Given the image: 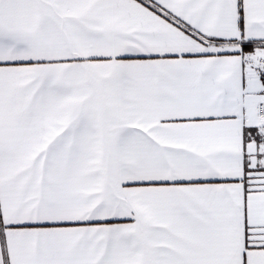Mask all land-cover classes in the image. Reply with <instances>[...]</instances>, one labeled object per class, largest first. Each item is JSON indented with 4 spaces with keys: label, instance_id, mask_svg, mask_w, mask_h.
Returning <instances> with one entry per match:
<instances>
[{
    "label": "snow or ice",
    "instance_id": "1",
    "mask_svg": "<svg viewBox=\"0 0 264 264\" xmlns=\"http://www.w3.org/2000/svg\"><path fill=\"white\" fill-rule=\"evenodd\" d=\"M0 264H264V0H0Z\"/></svg>",
    "mask_w": 264,
    "mask_h": 264
}]
</instances>
